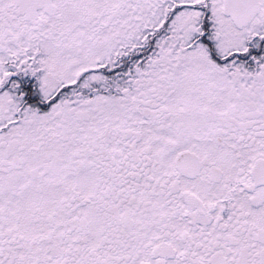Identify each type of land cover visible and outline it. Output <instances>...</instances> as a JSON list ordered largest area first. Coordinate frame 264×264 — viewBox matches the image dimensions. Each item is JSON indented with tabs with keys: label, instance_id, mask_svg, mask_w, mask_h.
<instances>
[{
	"label": "snow or ice",
	"instance_id": "6c2138e0",
	"mask_svg": "<svg viewBox=\"0 0 264 264\" xmlns=\"http://www.w3.org/2000/svg\"><path fill=\"white\" fill-rule=\"evenodd\" d=\"M0 264H264V0H0Z\"/></svg>",
	"mask_w": 264,
	"mask_h": 264
}]
</instances>
